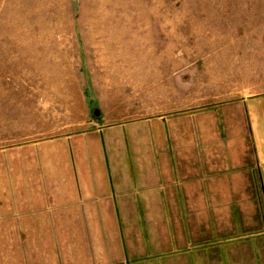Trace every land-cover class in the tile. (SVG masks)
<instances>
[{
    "label": "rangeland",
    "instance_id": "rangeland-1",
    "mask_svg": "<svg viewBox=\"0 0 264 264\" xmlns=\"http://www.w3.org/2000/svg\"><path fill=\"white\" fill-rule=\"evenodd\" d=\"M258 95L264 0H0V264L79 261L81 227L31 216L66 171Z\"/></svg>",
    "mask_w": 264,
    "mask_h": 264
},
{
    "label": "crops",
    "instance_id": "crops-1",
    "mask_svg": "<svg viewBox=\"0 0 264 264\" xmlns=\"http://www.w3.org/2000/svg\"><path fill=\"white\" fill-rule=\"evenodd\" d=\"M210 114L212 128L66 171L35 224L81 227L71 264H264V95Z\"/></svg>",
    "mask_w": 264,
    "mask_h": 264
}]
</instances>
